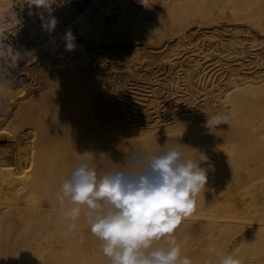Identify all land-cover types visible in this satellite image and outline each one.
<instances>
[{
  "label": "bare ground",
  "instance_id": "1",
  "mask_svg": "<svg viewBox=\"0 0 264 264\" xmlns=\"http://www.w3.org/2000/svg\"><path fill=\"white\" fill-rule=\"evenodd\" d=\"M10 1H12V0H0V8L6 2L9 3ZM17 1L19 4H24V3L26 4L25 0H17ZM238 1L240 2V0H54L50 9H37L35 6H31L32 8L34 7L33 8L34 11L36 10L35 12L37 15L35 14V17L37 16L36 19L37 18L38 19L34 20V22L36 21V23L33 22V19H30V20H28L27 24L24 25L25 27L23 26L24 30L27 29L26 30L27 32H24V34L23 33L21 34V35H26V37H24V39L19 38L21 35H19L18 38L11 37L8 39V36H6L7 30L4 29L3 24H1L2 20L0 22V28L3 29V37L2 38L5 40L4 41L5 44L10 45L14 50H18L19 52H21L25 56L26 59L28 56H32V58L34 57L33 59L36 58L34 62L31 60L32 58L28 60V61L31 60L34 64H36L35 66H40L42 63L43 64L46 63L50 67V69H48V70H53V72L50 71L51 73L56 72V74H58L57 72H61V74L62 73L67 74V75H69L68 79L70 81H72V83H75V84L78 83V85L80 83V89H77V87H79L78 85L75 87V90H77V91H75L74 87L71 86L72 84L70 85L71 82L69 83L70 86H68V83H67V85L66 84L65 85L68 86V88H69V89H66L68 92H69V90H71L70 87H72V91H75V95L78 92L77 94L79 96L77 98H78V100L79 99L81 100L79 102V104H80L79 108H80V111H82V113L85 114V118L82 117L83 119H81L83 121V123L87 117V120L91 123V124L89 123L87 126L90 125V126H92V128L94 127V129L99 128L100 131H102V133L103 132L113 133V134H115V136H118V137H122V135H132L134 137L142 138L144 141L142 140V142H143L142 146H138V147H141L139 150H138V147L136 148L138 151H142L145 153H147V151L150 152L151 149H155L157 146H159V143L161 142L160 143L161 147H163L164 145H165L164 147H166L167 144H168L167 145L168 147L169 146H180L185 158H189L192 155H193L192 156V158H193V157H195L194 156L195 154H196V156H198L197 153L200 155V153H202V150L205 149L204 148L205 145L207 146V149L208 148L209 149L206 150V152L203 151L202 154H204V152L205 153L209 152V153H213V154L217 155L218 149H216L215 147H214L216 149L215 152H217V153H215L213 151L214 148L213 149L211 148L212 150L209 151L210 150L209 146H211L213 144L212 141L215 142V140H216L215 138H217V137H211V135H209L210 137H208V133H206L207 137H205L204 136L205 132H203V131L208 130V128H206V126H205L207 119H208V116H212V115H215L217 113L223 114V115L227 114L226 115L227 117H228V114L231 116L234 113L240 114L238 116L233 115V118L234 119L237 118V121H246L247 122L246 126L243 128V130L241 132L228 134V133H225V131L224 132L220 131V132H217L218 133L217 136L219 137V139L222 138L225 141L224 136L226 135L228 137V139H230V141L232 143L231 145H233V143L235 145L237 142L238 145H236L235 147L231 146L233 148V151H235V152L238 151V148H236V147L239 145L241 147V145H242L241 148L239 147L240 149H242L241 150L242 152L239 155H237L236 153H232L230 151H228V153L226 152L227 153L226 154L225 152H223L226 150H223V151L220 150L222 153H225V154L224 155L222 154L221 156H220V154L218 156L215 155L216 157H213V159H215V160L211 161L210 163H209V159H211L212 155L210 154L211 155V157H210V155H208V153L204 154L209 159L206 163H202L201 166L202 167H208V165L211 164L215 170L214 171L209 170L210 172L208 171V182L206 184L205 189L202 191L200 196L197 198V204H196V208H195L194 213L190 217L184 219L182 221L181 225L179 226L182 229L187 228V227H193V226H200L201 228H207V229H217V232L214 235L208 236L207 239L205 241H203V243L200 244L199 247H197V249L195 251H193V256H192V257H203V256L211 257L212 261L215 262L216 264H218V260H219L220 255H223L225 253H231L232 254L234 249L237 246H239L242 242L249 240L252 237V235L254 233H256V231L264 232V225H260L257 223L254 225L245 224L243 219H238V218H235V219L231 218L230 219L228 216L229 214L222 213L221 215H217L215 217H212L211 214L209 213V211L211 209L215 208V206L218 203H223V202L234 203L233 201L239 199V197H235L236 195L234 197L233 196L229 197L230 194H228V193L231 191V188H233L232 190H234V188L236 189V187H232V186L226 184V181H228L229 178L231 180H234L235 178L241 177V176H247L248 178L249 177L252 178L254 175H258V176H255V178L256 177H260V178L262 177V179H263V177H264V98L261 96L262 91L264 90V0H241L242 1V2H240L241 5ZM136 2H138V4H136ZM243 2H244V4H243ZM26 10H29V8H27ZM7 11H8L7 9H1L0 10V17H1L2 13L8 15ZM28 12L30 13L29 14L30 16L33 14V13H31V11H27L26 12L27 15H28ZM23 13L25 14V11H23ZM41 13L43 14V16L46 14V17L45 16L44 17L47 19L46 20L44 19V21H47L48 19L53 18V17L56 19L57 23H56L55 28L53 30L49 31L45 27L42 26L43 19L41 17ZM17 16H18V14H17ZM24 16H22V18H24ZM85 16L86 17L90 16L89 17L90 23L92 21H98V27L92 28V30L97 32L94 34V36L97 37V42H95L94 44L93 43L92 44H86V43L85 44H81V43L78 44L79 40L78 39H76L77 41L74 40L76 47L74 48L73 52L77 53L75 57H77V55H78V58L70 59L69 57H71V56H69V55H68L69 57H66L67 55L64 54V53H66L65 47H63L61 49V51L59 50L60 51V52L58 51L59 53L55 52V54H51L48 52L46 54L34 53V51L37 49H38L37 52H39V50L40 51L42 50V49H39V46H41L42 43L44 42L42 38H43V36H45V34L51 35L53 33L59 32L64 37L66 32L71 31L72 35H75V32H74L75 30L74 31L70 30L69 29L70 26L75 27L72 25H75L76 22H78L79 18L80 19L86 18ZM4 17H6V16H4ZM18 17H17V22L19 21ZM20 20L23 22V19H20ZM159 20H162L165 22L164 24H162L160 26V27H164V28H158L156 26H151L152 27L151 32H159V31H167V30H169V31L167 34L159 37L158 40H160L162 37L165 38V36H168L169 34H170V36L171 35L174 36V34H178L176 36H178V42L181 43V45H185L182 42H184V40L186 39V36H187V39L188 38L191 40L195 39L197 34L200 33V30H202V29H204L201 32V33H203L202 36H204V37H205V34H207V33H209V35H211L212 33L216 34V32L222 28H224V29H222L223 33L228 32V33L233 34V32H237L238 29L242 28V27H244L245 31H242L240 29L239 30L242 32H245L246 33L245 36L251 35V37L249 36L248 38L247 37L245 38L246 43H245V39L243 38L245 44L242 45V48L239 49V51L241 50L240 51L241 55L238 52L236 55L235 54L236 52H235L234 57L232 54H231L232 56H230V57H222L223 53H224L223 52L221 55V59L220 60L216 59V60L220 61L219 63H217L218 61L215 63L218 64L217 67H220L218 70H221L220 72L222 73L223 80H224V83L226 85V86H224L225 88L220 91V89H219L220 86H217V83L215 84L214 81H212V82L209 81V82H211V84L209 83L210 88H211L209 91H211L213 93H214V91H219V92L214 93L216 95L215 100L217 97V100H216L217 104L213 107V106H211L212 104L209 105L207 103L208 101L205 100V102L203 101V106L201 105V107L200 106L199 107H197V106H192V107L188 106L187 107L185 105L187 107V109H186L185 106L178 105L179 108L176 112L173 111V109H172L173 106H172L171 109L173 112H172V114H168V113H166V111L162 110V105H159V103L156 105H155V103H154V105H150V103L148 102L150 107L153 106V108H151L153 111H145L142 109L143 111H141V113L139 114L140 116L137 120H133V117H132V119L118 117V116L114 117V116H112V113H109V108H107L106 106L102 107L99 110L98 109V108H100L99 106L101 104H104V102L106 100L102 101L103 98H101V99L95 98L94 99V97L92 96V94L94 93V92H92V90H93L92 88L94 86V83H97L99 81V80H96V77L102 76L104 78V80H108V81L110 80L109 82H115V80L116 81L118 80V77L115 78V75L118 74L117 72H113V70H111V73L106 72L107 67L109 66V65L107 66L108 62L106 61L107 60L106 58H109V57L114 58L115 57L118 59L117 61L114 60L112 62V64L114 65V66H112V68H115L117 66L119 67V66L123 65V60L128 61L127 62L128 64H125L126 62L124 63L125 67L123 65V67L126 69L128 66L130 67L131 63L134 65L132 67H137L138 65L137 66H135V65L139 61H141L142 59L144 61H146L145 58L146 59L151 58V57L157 58L167 49V47L170 48V46L167 44H166L167 46L164 47V44L159 45L160 44L159 43V44H157V46L159 45L158 48H153V50L162 49V48H164V49H162L160 51H154L155 53L154 52L150 53V54L148 53L149 55L136 54L135 51L139 52V50H141V49H133V51L132 50L131 51L134 52L133 53L134 55L135 54L136 55L134 56L133 54H130L131 55L130 57L132 59L127 58L128 56L124 55V54H126V53H123L125 51L121 52V49L124 47H126L128 49L137 47V44H134V45L126 44V42H129L128 39H130L131 37L134 39L141 40V41L143 40L144 42L150 41L151 38L148 36V33H147L148 31L146 30V26H149V25H146V24H149L150 21H152L151 23H155ZM223 20L224 21L227 20L228 22L233 21L232 23H235L231 26L233 28L229 27L230 25H225V27H223L224 25L222 27H220V24L217 25L218 23H221L220 21H223ZM224 21H223V23H224ZM69 22H72V25H69ZM241 23H245V24H241ZM19 24L20 23H17L18 27L20 26ZM20 27H22V26H20ZM194 27H197L196 28L197 31L192 32V28H194ZM89 28H91V26H89ZM20 29H22V28H20ZM21 32H22V30H21ZM219 32H221V31H219ZM242 32H240V33H242ZM118 35L121 37V40H119V41H121V42L126 41L124 45L116 44V42L111 43L114 40V38H118ZM209 35H207L208 39H210L212 36V35L211 36H209ZM156 36H159V35H156ZM215 37H212V38H215ZM168 38L170 39V38H172V36L171 37L168 36ZM203 38L200 37L199 39H203ZM232 38H231V40H232ZM234 38H235V36H234ZM56 39L59 40V41H57V43L63 44L62 46L65 45L66 42H65L64 38H56ZM243 39H242V41H243ZM49 40H50V42H52L53 39H49ZM172 40H173V38H172ZM6 41H7V43H6ZM108 41H111V42H108ZM114 41H116V39ZM163 41H165V40H163ZM194 41H196V40H194ZM220 41L222 42L223 40H220ZM236 41H238V39ZM210 42L211 41H206L203 39V41L202 40L199 41V45H197V46H199L198 48L195 45V47H194L195 49L193 50L191 48L193 51L190 50L192 52H195V55L197 57H202L203 62L200 61L201 62L200 64H202V65L206 64L209 61H213L215 59V56L214 57L212 55L210 56V54H209L210 52L206 53L207 51L205 50V46L213 45V44H210ZM239 42H237V44ZM196 43H198V41ZM217 43H220V42H217ZM240 43H243V42H240ZM21 45H23V47H21ZM54 45H57V44H54ZM217 45H215V46H217ZM24 46H26L27 48L24 49ZM184 47L185 46H183V48ZM187 47L189 48V46H187ZM188 48H186V49H188ZM227 48H229V47H227ZM186 49H184V51H187ZM236 49H237V47H236ZM227 50H229V49H227ZM43 51H41V52H43ZM79 51H81V52H79ZM90 52L94 56L93 57L91 55L92 56L91 58H96L99 61L98 62L96 60V63L98 62V64L96 66L94 65L95 63L93 64V66L95 67L94 68L95 70L93 69V67H91L92 65L90 66L88 64L87 65L84 64V63H87V61H89V59L87 58L88 56L86 57L84 55H86L88 53L90 55ZM141 52H142V50H141ZM189 52H185V53L183 52L184 53L183 55L186 54L188 57H186V58L183 57L182 59H180V61L176 60V61H174V63L171 62L172 64L169 68V71H168L169 73L167 72L168 75H170V76L173 75V70L178 69L177 67L180 68L183 65L186 66V65H189L191 62H194V59L191 58L192 54L188 55ZM179 53L182 54L181 52H179ZM179 53L178 54L176 53V55L174 54V56L177 57V55H179ZM225 53H226V51H225ZM227 53H228V51H227ZM230 53H232V52H230ZM168 54H170V53H168ZM238 54L240 56H238ZM64 55H66V56H64ZM82 55L84 57H86L88 60L85 58L84 60H87V61H81V57H83ZM215 55H216V53H215ZM235 55H236V57H235ZM111 56H114V57H111ZM217 56H220V55H217ZM225 56H226V54H225ZM61 57H63V58H61ZM4 58L6 60V63L8 64L6 66L7 69L10 71H12V70L14 71L16 69L17 65H14L12 63L10 57L4 56ZM169 59H170V57H169ZM177 59H178V57H177ZM183 59H184V61H181ZM2 60L3 59H1V61ZM5 60H3V61H5ZM91 60L93 61L94 59H91ZM216 60H214V61H216ZM24 61L26 62V60L24 59L21 61V63ZM160 61H158V62H160ZM151 63H152V61H151ZM153 64H155V63H153ZM157 64H159V63H157ZM198 64L199 63L195 61L193 66L195 67ZM200 64L197 68L200 67ZM208 64H210V63H207L206 65H208ZM141 65H143V64H141ZM163 65L165 67L166 64L163 63ZM35 66L31 69L32 71L34 70ZM46 66L44 65V69L42 68L40 70L46 69V71H47ZM153 66L155 67V65H153ZM193 66L189 65V67L187 68L190 71L187 70L189 72V74H187L188 72H186V74H187L186 78L187 77L193 78L195 76L196 71L193 68ZM41 67L42 66H40V68ZM162 68H163V66H162ZM208 68H209V66H208ZM234 68L237 69L236 70L237 73L234 71ZM36 69H37V67H36ZM181 69L183 70V68H181ZM184 69H185V67H184ZM202 69H204V67ZM29 70H26V71H29ZM46 71H45V73H46ZM95 71L97 72V75L95 74ZM198 71H197V73H198ZM205 71L208 72V70H205ZM35 72L37 73V70H35ZM38 72L41 73V71H39V70H38ZM202 72H203V70H202ZM233 72H235V73H233ZM29 73H31V72H29ZM32 73H34V72H32ZM42 73H43V71H42ZM61 74H59V75H61ZM159 74H160V71H159ZM165 74H166V72H165ZM216 74H217V71H216ZM34 75H36V74L34 73ZM207 75H208V73H207ZM131 76H129V77H131ZM166 76H167V74H166ZM200 76H201V74H200ZM222 76L220 75L219 77H222ZM42 77L34 76L33 79L31 78L32 81H31V83L29 82L30 80L28 81L30 84L27 83L28 84L27 88L24 86L26 88L24 90V93L20 90H17L15 92V94L17 95V98H15L13 100L11 99L12 101L10 103H11L12 107L7 111L5 110L6 112L0 116V132L1 133H2L5 125L7 127V124L9 123L8 121H9L10 117H12V111L14 112V108L16 107L15 104H18V106H19V102H17V100L28 99L31 102V105H30L31 107H32V101L34 103L37 102V104L39 105V101L38 100L36 101L35 99L40 95L41 92H43L46 89V87L49 83V81H48L49 80L48 79L49 74L44 75L43 78ZM213 77H214V75H213ZM164 78H165V76H164ZM206 78L208 79V77H206ZM135 79H137V78H135ZM159 79H161V78H159ZM207 79H206V81H207ZM137 80H139V79H137ZM211 80H213V78ZM176 81H178V80L176 79ZM190 81H191V79H190ZM66 82H67V80H66ZM205 83H207V82H205ZM220 83H223V82H220ZM155 84H157V83H155ZM191 84H193V83H191ZM204 85H203V87H204ZM49 86H50V84H49ZM73 86H74V84H73ZM161 86L163 87L162 84H161ZM242 87H244V88L240 89ZM120 88H122V86H119V89ZM49 89H51V88H49ZM57 89H58V86H57ZM179 89H181V87ZM194 89H196V87ZM154 90H153V92H154ZM182 90H180V91H182ZM242 90H245L243 93L247 92V96L243 97V99L239 100L240 99L239 95L242 93ZM67 91H66V93L68 94ZM149 91L151 92V95H152L151 89ZM184 91L185 90H183L182 92H184ZM194 91L196 92L197 90H193V92ZM201 91L206 92V94L209 92V91L202 90V89H201ZM95 92L97 93L98 91L96 90ZM116 92H118V91H116ZM211 92H209V93H211ZM54 93H55L54 94V96H55L56 92H54ZM66 93H65V95H66ZM154 93L156 94L157 98L160 99L162 97V94H161L159 89H157ZM71 94H72V92H70V94L67 96L72 97ZM208 94H207V97H205V99L206 98L208 99ZM245 94H243L242 96H244ZM44 95L46 96V94H44ZM96 96H98V95H96ZM148 96H149V94H148ZM221 96L223 97L222 101L224 102L223 99H226L227 102L226 101L225 102L227 104L225 102H224L225 104L221 103V101H220ZM42 97H44V96L42 95L41 98ZM65 97H64L63 103L59 107L60 112H61V113L59 112L60 117L59 116L55 117V118L53 117L54 121H53V124L51 125V127H49L50 129L46 130V132L44 130L43 131L44 134H42V135L38 134L39 137H36L34 139L35 136L33 137L34 134L32 133L33 134L32 137L34 139L32 144L29 141H27V142L25 141L26 143L24 144L21 141L22 139H20V141H21V143H20L19 141H17L18 139H16V140L14 139L13 134L12 135L9 134V136L13 137L12 138L13 140H11L12 142H9L10 140H8V143H6V145L4 144L3 150L1 149L3 152L1 151V153H0V178L3 181H6V183H5L6 185L2 186L3 188H5L4 192H2L3 190H0V226L2 225V223H1L2 220L8 215H10L9 217L14 216V218H16L19 215H22V217H24V218L26 217L25 219H27L28 221H31L33 219H37V221H38L41 219L40 220L41 222H42V220L45 222L46 217L48 220L54 219V221H56L58 219V217H59V219L62 218V220H64L65 216L62 217L60 214H64L65 212L64 213H62V212L65 209L67 210L68 208L72 207V205L68 204L67 202H65L64 205H61L57 199V193L59 192L60 186L63 183V181L65 179H68L71 177L72 172L74 171L76 165L78 164V162L81 158L79 154L83 153V152L80 153V151H79L80 149L85 152V149L83 150L82 148H86V152L89 150L88 152L96 153L94 159L89 160V163L91 166L96 168L98 178L102 177L107 172L115 171L117 169H123L125 167V164H124L125 159L129 156V154L137 151L135 148H132V150H131V147H128L129 148L128 151L131 150L130 151L131 153L127 152L128 153L127 154L126 152H123L122 148L119 149L120 147H118L119 146L118 144H116L118 146H114L113 142L111 144L109 143V144L104 145L105 142L103 140H101L99 133L98 134L96 132H95V134H93L94 132L90 133L93 129L92 128L90 129L88 127L89 130H91V131H89L87 129V126H86L87 123H85L84 124L85 126H83V123L81 124L79 122V121H81L80 118L79 117L76 118L79 113H77V114H74V113L78 112L79 110L74 112V109L73 110L71 109V105H72V108L75 107V105H73V104L75 103L74 99L76 97L73 96L72 97L73 99L69 98V99H72V102H74L73 104H71V100L66 99L67 101H65ZM190 97H192V96H190ZM197 97L199 98L198 94H197ZM112 98L113 97H111V99ZM114 98H116V97H114ZM211 98H214V97L211 95ZM76 99H75V101H76ZM111 99H110V101H111ZM166 99L167 98L165 96V99L164 100L162 99V100L165 101ZM187 99L188 98L186 97L185 101ZM203 99H204V97H203ZM162 100L160 102L161 104H163ZM176 100H177V98H176ZM192 100H193V98H192ZM192 100L190 99L191 102H192ZM199 100L200 99H198L197 101L200 102ZM228 100H229V102H228ZM54 101H55V99H54ZM58 101H60V100H58ZM144 101H145V99H144ZM149 101H151V100L149 99ZM155 101L156 100H154V102ZM23 102H21V103H23ZM30 102H29V104H30ZM177 102H178V100H177ZM10 103H9V105H10ZM34 103H33V105H34ZM44 103H43V105H44ZM169 103L167 105H169ZM182 103H184V102H182ZM129 104H130V102H129ZM171 104L173 105L172 102H171ZM177 104H179V102ZM184 104H186V103H184ZM213 104H214V101H213ZM43 105L41 106L42 108H43ZM170 105H169V107H170ZM175 105H176V103H175ZM187 105H189V104H187ZM190 105H191V103H190ZM193 105H195V103ZM26 106H27V104H26ZM146 106H145V108H146ZM132 107H134V106H132ZM79 108H77V109H79ZM117 108H119V107H117ZM29 110H30V108H29ZM34 110H35V108H34ZM240 110H243V112H239ZM17 111H19V110H17ZM20 111H22V109ZM113 111H115V110H113ZM29 112H33V111H29ZM29 112L26 113V116ZM39 112H40V109H39ZM121 112H123V111H121ZM15 114H16V111H15ZM37 114L38 113H36V115ZM42 114H43V111H42ZM30 115L34 116V113H30ZM71 115L75 116V117L73 116L72 118H73V120L75 118L76 122L79 120L78 126L81 124L82 128L86 127L85 128L86 130L85 131L83 130V131L86 133L88 130L87 133H89V134L86 133V135H85V133H84L83 135L82 134L78 135L80 130L79 131L76 130V133H78L77 135H76V133L72 134L73 130H70V129H74L77 126H76L75 120H74L75 125H74L73 120H71ZM113 115H115L114 112H113ZM153 115H155V116L153 117ZM17 116H21L20 112H19V115H17ZM28 116H29V114H28ZM128 116H130V115H128ZM37 117H39V115ZM44 118H45V116H44ZM53 118H52V120H53ZM11 120H13V118H11ZM19 120H20V118H19ZM36 120H37V118H36ZM42 120H43V118H42ZM229 123H230V120H229ZM12 124H14V123H11V121H10V124H9L10 127H14V125L11 126ZM71 124L74 125V128H73V125L71 127L69 126ZM39 125H41V124H39ZM231 126H234V124L231 123ZM6 127L4 130H6ZM79 128L81 129V127H78V129ZM7 129L9 130V128H7ZM222 130H224V129H222ZM4 132L6 133L8 131H4ZM200 132H203V135H202V133L200 134ZM168 133H170V134L167 136L166 134H168ZM40 134H41V132H40ZM14 136H16V135L14 134ZM41 137H43V138H41ZM27 138H26V140H27ZM219 139L217 138V140H219ZM221 140H219V141H221ZM208 142H212V144L207 145L206 143H208ZM22 143L27 148H25V146ZM27 143L31 144V145H28V146H30V149L28 148ZM38 144H40L41 146ZM73 144L75 146H77L78 144L79 145L82 144V146H84V147L80 146V148H77ZM162 144H164V145L162 146ZM222 144H220V145H222ZM73 146H74V148H73ZM228 146H230V145H228ZM228 146H226L225 149H227V148L231 149ZM72 148L74 150L77 148L76 152H79L78 157H77V155L75 156L76 152H74L75 154L72 153L73 152ZM24 150L25 151L28 150V151L26 153H24L23 152ZM120 150H122V151H120ZM126 150H127V148H126ZM199 151H201V152L199 153ZM20 152L23 153L22 154L23 156H24V154L27 155V157L26 158L24 157V159H23V156L20 155ZM18 154H19V157L22 158L23 160L19 159V157L17 156ZM219 156H220V158H219ZM195 159H197V157H195ZM212 167H211V169H212ZM228 167H230V168L233 167V168L230 169ZM228 169L229 170L233 169L232 173H230V171H228ZM252 181L255 182L254 179ZM257 181L258 180L256 179V183H257ZM221 183L225 184L224 186H222V188L220 187ZM257 184H260V183H257ZM253 185L256 187L254 188ZM253 185H251V186L254 189L251 191H248V192L246 190L247 194L245 193L246 194V195L244 194L245 196H247L248 193L250 192L248 196L253 197L254 195H256L258 193V191H260L261 187H259V186L257 187V185H255V184H253ZM17 189L20 190V191H18V192H20V198L17 196H13L14 198L16 197V199L12 200L13 204H11L10 202H8L7 198H5V197H7V195H9V196L12 195L15 191H17ZM249 189H252V188H249ZM239 190H241V189H239ZM239 190H238V192H239ZM9 191H10V193H9ZM18 192L16 193L17 195L19 194ZM232 192L233 191H231V193ZM221 193H223L221 195L222 197L220 196ZM242 194H241V196H242ZM243 201H244V199H243ZM243 201H239L238 203L236 202V204L242 205ZM242 210L240 212L244 211V210L243 211ZM236 215H238V214H236ZM240 215H241V213L239 214V216ZM231 216H232V214H231ZM22 217H20V219H22ZM18 219H19V217H18ZM62 220L60 222H63ZM65 221H67V222L64 223ZM48 222H46V224ZM60 222L58 224L61 225L64 223L63 224L64 228H66L65 224L69 223L70 221L65 219L63 223H60ZM55 223L57 224V222H55ZM43 224H45V223H41V227L45 226V225L43 226ZM63 225H61V227ZM77 225H78V227H77L76 231H74V232L68 231V233H66L67 237L65 236L66 239H68L67 243L69 244V247L67 246L68 248L65 247L67 252H66V250L64 251L67 253V255L65 256L66 258L64 257L65 262L67 264H92V260L94 258V262L96 261L95 264H109L108 259L106 257H104L102 252L100 251V243L101 242L96 237H93L92 234H90L91 237L90 236L88 237L89 234L85 235L84 231L86 230V228H88V227L90 228V226L85 222L83 213H82L80 219L77 221ZM49 228L46 227L45 229H43L41 231L45 232V230H46L45 235L48 236V234L50 233V230H51V228L50 229ZM180 228H178V229H180ZM58 229H59V232H60V230H62V232H60L61 234H63V231H65V229L63 230L62 228H60V226H57V231H58ZM178 229L175 232L176 238L180 235L179 234L180 230H178ZM57 231H56V233H59ZM87 231H88V233H90L89 229ZM65 232H67V229ZM51 233L54 234V232H51ZM56 235L58 236V234H56ZM57 236H55V237H57ZM59 236L61 237L62 235H59ZM65 237H63V238H65ZM57 238H58V240L61 239L59 237H57ZM63 238H62V240H63ZM45 239H46V237H44V240ZM50 239H52V238H50ZM53 239L55 241L56 238L53 237ZM54 241H52V243ZM179 241H180V239H179ZM55 242H58V241H55ZM64 243H66V242H64ZM161 243H163V241L157 242L156 244H154V247H158ZM209 246L214 247L216 250V253H218L219 255L207 252V251H209ZM51 247H53V246L51 245ZM65 248H63V249H65ZM37 253H38V251H37ZM37 253L35 252L34 256H38ZM39 253H40V255L38 257H40V256L43 257V254L41 255V253H44V250H42ZM55 254H57V253H55ZM96 257H98V260H96ZM240 257H249V256L242 254ZM53 262H51V263H53ZM15 263H13V264H15ZM55 263H53V264H55ZM61 263H62V261H61ZM10 264H12V262H10Z\"/></svg>",
  "mask_w": 264,
  "mask_h": 264
},
{
  "label": "rangeland",
  "instance_id": "2",
  "mask_svg": "<svg viewBox=\"0 0 264 264\" xmlns=\"http://www.w3.org/2000/svg\"><path fill=\"white\" fill-rule=\"evenodd\" d=\"M11 2V3H10ZM9 3L8 2H6L4 5H2V7L0 8V10L1 9H7L8 11H7V14L8 15H6V14H4V13H2L1 14V17H0V22H1V20H2V23L1 24H3V26H4V29H6L7 31V35L6 36H8V39L9 38H11V37H13V38H18L19 37V35H21L22 33L24 34V32H27L26 30H24V25L25 24H27V22H28V20H30V19H33V22H34V20H37L36 19V17H35V14H36V10L34 11V7L32 8L31 6H29V5H27V3L25 4H19L18 3V1L17 0H12V1H10ZM239 2V1H238ZM240 2H242L241 0H240ZM239 2V3H240ZM136 4H138V2H136ZM243 4H244V2H243ZM242 4V5H243ZM240 5H241V3H240ZM14 6V7H13ZM28 6V7H27ZM26 7V8H25ZM19 8V9H18ZM27 8H29V10H26ZM33 10H32V9ZM25 11V14L23 13V11ZM25 9V10H24ZM15 10V11H14ZM27 11H31V13H33L31 16L29 15L30 13L28 12V15H27ZM33 11V12H32ZM18 14V16H17V14ZM6 16V17H4V16ZM25 15V16H24ZM37 15V14H36ZM48 15V14H47ZM22 16H24V18H22ZM45 17H46V14L44 15ZM43 16V17H44ZM49 16V15H48ZM17 17H18V19H19V21L17 22ZM21 17V18H20ZM43 18V23L44 22H46V21H44V19L46 20L47 18ZM86 17V16H85ZM89 17L90 16H88V17H86V18H79L78 19V22H76V24L75 25H72V22H69V25H72V26H75V27H71L70 26V30H75L74 32H75V35H73L74 37H75V41H77L76 39H78L79 40V43L78 44H94L95 42H97V37L96 36H94V34L95 33H97L96 31H94V30H92V28L93 27H98V21H92L91 23H90V19H89ZM92 17V16H91ZM26 18V19H25ZM20 19H23V22L20 20ZM92 19V18H91ZM16 20V21H15ZM224 21V20H223ZM223 21H220L221 23H218L217 25H219L220 24V27H222L223 25V27H225V25H230L229 27H231L233 24H235V23H232L233 21H227V20H225L224 21V23H223ZM152 21H150L149 22V24H146V25H149V26H146V30L148 31L147 33H148V36L151 38L150 39V41H146V42H144L143 40L141 41V40H138V39H134V38H130V39H128L129 40V42H126V41H119V40H121V37L118 35V38H114V40L116 39V41H108V42H111V43H114V42H116V44H119V45H124L125 44V42H126V44H131V45H134V44H137V47H135V48H131V49H128V48H126V47H124V48H122L121 49V52H123V51H125V52H123V53H126V54H124V55H126V56H128L127 58H130V59H132L130 56V54H133L134 52H132L133 51V49H141L142 50V52H141V50H139V52L138 51H135L136 52V54H142V55H149L150 53H153L154 51H160V50H162V49H164V48H162V49H157V50H153V48H158V46L159 45H162V44H164V47L165 46H167V45H169L170 46V48H168L167 47V49L159 56V57H157V58H145V60L147 61L148 59L150 60H148L147 62L146 61H144L143 59V61L141 60V61H137L138 63L135 65V66H137V67H132V66H134L132 63L130 64V67L128 66L126 69L124 68L125 67V64H128L127 62L128 61H126V60H123V65H124V67H123V65H121V66H117V67H115V68H112V66H114L113 64H112V62L114 61V60H118L117 58H115L114 56H111V57H114V58H106L107 60V62H108V64H107V70H106V72H110L111 73V70H113V72H117L118 74L117 75H115V78H117L118 77V80L116 81L115 80V82H109L108 80H104V78L102 77V76H100V77H96V80H99L97 83H94V86H93V90H92V92H94L93 94H92V96L94 97V99L95 98H98V99H101V98H103V100L102 101H105L104 102V104H101L99 107L100 108H98L99 110L102 108V107H104V106H106L107 108H109V113H112V116H114V117H123V118H130V119H132V117H133V120H137L138 118H139V114L141 113V111H143V110H145V111H153L151 108H153V106H151L150 107V105H154V103H155V105L156 104H158L159 103V105H162V110L163 111H166V113H168V114H172V112L173 111H177L178 110V108H179V106L178 105H182V106H197V107H201V105L203 106V101L205 102V100L206 101H208L207 103L209 104V105H211V106H215L216 104H217V97H216V100H215V92H219V91H214V93L213 92H211V91H209L211 88H210V84H211V82L212 81H214L215 82V84L217 83V86H220L219 87V89H220V91L221 90H223L225 87L224 86H226L225 85V83H224V80H223V76H222V73L220 72L221 70H218L220 67H217V63H219L220 61V59H221V55H222V53H223V56L222 57H230V56H232L233 55V57H234V53L237 55V52L241 55V53H240V51H239V49L240 48H242V45H244L245 43H246V37L248 38L249 36L251 37V35H246L245 36V32H242V31H245V29H244V27H242V28H239L240 30H242V31H240L238 28V33L237 32H233V34H231V33H228V32H222L223 30L222 29H224V28H222V29H220L219 31H221V32H219V31H217L216 32V34H214V33H212L211 35H209V33H207V34H205V37L204 36H202V34L203 33H201L202 32V30H204V29H202V30H200V33H198L197 34V36H196V38L195 39H187V36H186V39L184 40V42H182L183 44H185V45H181V43H179L178 42V36H176V35H178V34H174V36L173 35H171L172 36V38H173V40H172V38H168V36L169 37H171L170 36V34L168 35V36H165V38L164 37H162L160 40H158L159 39V37H161L162 35H165V34H167L168 33V31L169 30H167V31H159V32H151V29H152V27L151 26H156V27H158V28H164V27H160L162 24H164L165 22L164 21H162V20H159V21H157V22H155V23H151ZM5 23V24H4ZM17 23H20L19 25L20 26H22V27H20V28H22V29H20L19 27H18V25H17ZM34 23H36V21L34 22ZM151 23V24H150ZM227 23V24H226ZM229 23V24H228ZM232 23V24H231ZM16 26H15V25ZM222 24V25H221ZM241 24H245V23H241ZM24 26V27H23ZM89 26H91V28H89ZM196 26V25H195ZM18 27V28H17ZM13 28V29H12ZM197 27H194V28H192V32L193 31H197V29H196ZM231 28H233V27H231ZM16 29V30H15ZM19 30V31H18ZM21 30H22V32H21ZM24 30V31H23ZM16 31H18V32H16ZM11 34H10V33ZM208 32V31H207ZM211 32V31H210ZM240 32H242V33H240ZM219 33V34H218ZM223 33V34H222ZM240 33V34H239ZM9 34V35H8ZM221 34V35H220ZM11 35V36H10ZM156 35H159V36H156ZM207 35H209V36H211V38L210 39H208L207 38ZM216 37H215V36ZM218 35V36H217ZM243 35V36H242ZM10 36V37H9ZM16 36V37H15ZM23 36V37H22ZM130 36V35H129ZM234 36H235V38H234ZM24 37H26V35H21L19 38L20 39H24ZM167 37V38H166ZM198 37V38H197ZM203 38L204 40H206V41H211L210 42V44H213V45H208V46H205V50L207 51L206 53H209L210 54V56L212 55L213 57L215 56V59L214 60H216V59H219V60H216V61H209V62H207V63H210V64H208V65H206V64H200L201 62H203V59H202V57H197L196 55H195V52H192L195 48V45L197 46V45H199V41H203V39H199V38ZM212 37H215V38H212ZM233 37V38H232ZM240 39H239V38ZM56 38H64L59 32H57V33H53V34H51V35H49V34H45V36H43V43H42V45L41 46H39V49H42L41 51H43V52H41L40 50H39V52H37V50H35L34 51V53H36V54H46L47 52L48 53H51V54H55V52L56 53H59L60 51H61V49L63 48V47H65V45L64 46H62L63 44H61V43H57V41H59V40H57ZM177 38V39H176ZM223 40L222 42L219 40ZM231 38H232V40H231ZM244 38L245 39V43H244V39H243V41H242V39ZM49 39H53L52 40V42H50V40ZM165 40V41H163V40ZM199 39V40H198ZM218 41H217V40ZM234 39V40H233ZM238 39V41H236ZM171 40V41H170ZM194 40H196V41H194ZM74 41V42H75ZM160 41V42H159ZM163 41V42H162ZM191 41V42H190ZM198 41V43H196ZM216 41V42H215ZM243 42V43H240V42ZM66 42V41H65ZM89 42V43H88ZM136 42V43H135ZM140 42V43H139ZM148 42V43H147ZM162 42V43H161ZM217 42H220V43H217ZM224 42V43H223ZM228 42V43H227ZM237 42H239L238 44H237ZM6 43H7V41H6ZM160 43V44H159ZM222 43V44H221ZM232 43V44H231ZM54 44H57V45H54ZM153 44V45H152ZM157 44H159L158 46H157ZM167 44V45H166ZM201 44V43H200ZM217 45V46H215V45ZM220 44V45H219ZM118 45V46H119ZM189 46V48L187 47V46ZM193 45V46H192ZM240 45V46H239ZM183 46H185L184 48H183ZM214 48H213V47ZM232 48H231V47ZM21 47H23V45H21ZM140 47V48H139ZM173 47V48H172ZM199 46H197V48H198ZM207 47V48H206ZM210 47V48H209ZM227 47H229V48H227ZM235 47V48H234ZM236 47H237V49H236ZM27 47L26 46H24V49H26ZM144 48V49H143ZM186 48H188V49H186ZM193 50H192V49ZM229 49V50H227V49ZM126 49V50H125ZM184 49H186L187 51H184ZM209 49V50H208ZM211 49V50H210ZM223 49V50H222ZM234 51H233V50ZM60 50V51H59ZM65 50H66V48H65ZM132 50V51H131ZM153 50V51H152ZM172 50V51H171ZM181 50V51H180ZM190 50H192V51H189ZM231 50V51H230ZM236 50V51H235ZM238 50V51H237ZM16 51H18V50H16ZM46 51V52H45ZM59 51V52H58ZM129 51V52H128ZM131 51V52H130ZM150 51V52H149ZM152 51V52H151ZM185 52H189V54L188 55H191L192 57V59H194V62H191L189 65H191V66H193V64L195 63V61L196 62H198L199 64H200V67L199 68H197L198 66H199V64L197 65V66H193V68L195 69V71H196V74H195V76L193 77V78H191V77H187L186 78V76H187V74H189V72L188 71H190V70H188L187 68L189 67V65H183V66H181L180 68L179 67H177L178 69H176V70H173V75H168V71H169V68H170V66H171V62H173L174 63V61H180V59H182L183 57H188L186 54V56L185 55H183ZM214 51V52H213ZM225 51H226V53H225ZM227 51H228V53H227ZM79 52H81V51H79ZM83 52V51H82ZM173 52V53H172ZM179 52H181L182 54H180ZM192 52V53H191ZM230 52H232V53H230ZM71 53V54H70ZM73 52V50L70 52V51H67L66 50V53H64V54H66V55H64V56H66V57H69V56H71V57H69L70 59H76V58H78V55H77V57H75L76 56V54L77 53H74ZM144 53V54H143ZM149 53V54H148ZM155 53V52H154ZM168 53H170V54H168ZM176 53L178 54L179 53V55H177V57H178V59H177V57L176 56H174V54L176 55ZM194 53V54H193ZM212 53V54H211ZM215 53H216V55H215ZM74 56H73V55ZM80 54V53H79ZM129 54V55H128ZM135 54V55H136ZM225 54H226V56H225ZM232 54V55H231ZM238 54V56H240ZM69 55V56H68ZM84 55V54H83ZM82 55V56H83ZM92 53L90 52V55H89V53L88 54H86V55H84V56H88L87 58L89 59V61H87L88 59L86 58V57H81V61H87V63H84V64H88V65H92L91 67H93V69L95 68L94 66H93V64L96 66L97 64H98V60L96 59V58H91L92 56ZM134 55V54H133ZM134 55V56H135ZM165 55V56H164ZM217 55H220V56H217ZM236 55H235V57H236ZM7 56V55H6ZM63 56V57H64ZM73 56V57H72ZM90 56V57H89ZM263 56V55H262ZM27 57V56H26ZM29 57V58H28ZM27 57V59L25 58V60H26V62L24 61V62H20L19 63V65H17V67H16V69L13 71H10V70H6V71H0V76H6L7 77V79L10 81V83L4 88V89H2V90H0V116L2 115V114H4L7 110H9L11 107H12V105H11V101L13 100V99H15V98H17V95L15 94V92L17 91V90H20V91H22L23 93H24V90L27 88V83H31V81H32V79H33V77L34 76H38V77H44V75H48L49 74V77H48V81H49V83H48V85H47V87H46V89L43 91V92H41L40 93V97L38 96L35 100L37 101H39V105L37 104V102H33L32 100V107L30 106L31 105V102H30V100H28V99H25V100H23V99H20V100H17V102H19V106H18V104H15V108H14V112L12 111V117H10V119H9V123L7 124V127H6V125H5V127H6V130H4L5 129V127H4V129H3V131H2V133L0 132V153H1V151L3 150V148H4V144L6 145V143H8V140H10L9 142H12L11 140H13L12 138L14 137V139L16 140V139H18L17 141H19L20 143H21V141L25 144L27 141H29L31 144L33 143V140L36 138V137H39V135H42V134H44V130H45V132H46V130H48V129H50L49 127H51V125L53 124V121H54V118L55 117H58L59 115H60V106H61V104L63 103V101H64V97H65V101H67L66 99H68V100H71V104H73L74 102V104L73 105H75V107H73L72 108V105H71V109L73 110L74 109V112H76V111H80V104H79V102L81 101L80 99L78 100V92L76 93V95H75V91H77V90H75V87L78 85V83H72V81H70L68 78H69V75H67V74H64V73H62L61 74V72H57L58 74H56V72L55 73H51L50 71H52L53 72V70H48V69H50V67L46 64V63H42L40 66H42L41 68H40V66H35L36 64H34L33 62L35 61V59H33L32 58V56H28ZM63 57H61V58H63ZM94 57V56H93ZM125 57V56H124ZM150 57V56H149ZM162 57V58H161ZM169 57H170V59H169ZM174 57V58H173ZM218 57V58H217ZM32 58V59H31ZM87 59V60H84V59ZM164 58V59H163ZM176 58V59H175ZM196 58V59H195ZM201 58V59H200ZM1 59H3V60H5V58H4V56L3 57H0V69H4L5 68V66H7L8 64L6 63V60L5 61H1ZM29 59H31L30 61H28ZM69 59V60H70ZM91 59H94L93 61L91 60ZM109 59V60H108ZM113 59V60H112ZM125 59V58H124ZM153 59V60H152ZM161 61H160V60ZM96 60L98 61L97 63H96ZM111 60V61H110ZM167 60V61H166ZM170 60V61H169ZM205 60V59H204ZM74 61V60H73ZM95 61V62H94ZM151 61H152V63H151ZM158 61H160V62H158ZM164 61V62H163ZM181 61H184V59L183 60H181ZM201 61V62H200ZM218 61V62H217ZM3 62V63H2ZM69 62V61H68ZM67 62V63H68ZM126 62V63H125ZM212 62V63H211ZM215 62H217V63H215ZM71 63V62H70ZM69 63V64H70ZM125 63V64H124ZM153 63H155V64H153ZM157 63H159V64H157ZM163 63L164 64H166L165 65V67H164V65H163ZM25 64V65H24ZM112 64V65H111ZM141 64H143V65H141ZM148 64V65H147ZM151 64V65H150ZM233 64V63H232ZM231 64V65H232ZM44 65L46 66V68H47V71H46V69L45 70H40V69H44ZM80 65V64H79ZM153 65H155V67L153 66ZM215 65V66H214ZM35 66V68H34V70L32 71L31 69L33 68ZM81 66V65H80ZM162 66H163V68H162ZM202 66V67H201ZM208 66H209V68H208ZM211 66V67H210ZM214 66V67H213ZM36 67H37V69H36ZM83 67V66H82ZM184 67H185V69H184ZM204 67V69H202ZM217 67V68H216ZM27 68V69H26ZM31 70H29V69ZM111 68V69H110ZM133 68V69H132ZM157 68V69H156ZM166 68V69H165ZM181 68H183V70L181 69ZM199 70H197V69ZM206 68V69H205ZM215 70H213V69ZM25 69V70H24ZM115 69V70H114ZM155 69V70H154ZM161 69V70H160ZM168 69V70H167ZM212 69V70H211ZM233 69V68H232ZM26 70H29V71H26ZM35 70H37V73L35 72ZM38 70L39 71H41V73L40 72H38ZM95 70V69H94ZM110 70V71H109ZM121 70V71H120ZM124 70V71H123ZM165 70V71H164ZM188 70V71H187ZM202 70H203V72H202ZM205 70H208V72L207 71H205ZM210 70V71H209ZM236 70L237 69H235L234 68V71L236 72ZM42 71H43V73H42ZM45 71H46V73H45ZM126 71V72H125ZM131 71V72H130ZM158 71V72H157ZM159 71H160V74H159ZM162 71V72H161ZM176 71V72H175ZM183 71V72H182ZM197 71H198V73H197ZM216 71H217V74H216ZM22 72V73H21ZM27 72V73H26ZM29 72H31V73H29ZM32 72H34L36 75H34V73H32ZM121 72V73H120ZM133 72V73H132ZM165 72H166V74H167V76H166V74H165ZM168 72V73H167ZM186 72H188L187 74H186ZM215 72V73H214ZM235 72H233V73H235ZM29 73V74H28ZM45 73V74H44ZM129 73V74H128ZM144 73V74H143ZM207 73H208V75H207ZM237 73V72H236ZM44 74V75H43ZM56 74V75H55ZM59 74H61V75H59ZM95 74L97 75V72L95 71ZM94 74V75H95ZM120 74V75H119ZM165 74V75H164ZM199 74V75H198ZM200 74H201V76H200ZM27 75V76H26ZM29 75V76H28ZM67 75V76H66ZM132 75V76H131ZM148 75V76H147ZM213 75H214V77H213ZM222 76V77H219V76ZM12 76V77H11ZM62 76V77H61ZM113 76V75H112ZM129 76H131V77H129ZM141 76V77H140ZM143 76V77H142ZM147 76V77H146ZM164 76H165V78H164ZM176 76V77H175ZM183 78H181V77ZM189 76V75H188ZM199 76V77H198ZM29 77V78H28ZM42 77V78H43ZM103 79H102V78ZM123 79H122V78ZM196 77V78H195ZM206 77H208V79L206 78ZM213 78V80H211L212 78ZM218 77V78H217ZM32 78V79H31ZM135 78H137V79H139V80H137V79H135ZM159 78H161V79H159ZM196 80H195V79ZM211 78V79H210ZM217 78V79H216ZM221 78V79H220ZM127 79V80H126ZM142 79V80H141ZM148 79V80H147ZM157 79V80H156ZM173 79V80H172ZM176 79L178 80V81H176ZM189 79V80H188ZM190 79H191V81H190ZM200 79V80H199ZM206 79H207V81H206ZM216 79V80H215ZM219 79V80H218ZM30 80V81H29ZM66 80H67V82H66ZM193 80V81H192ZM29 81V82H28ZM128 81V82H127ZM132 81V82H131ZM195 81V82H194ZM209 81H211V82H209ZM218 81V82H217ZM71 82V83H70ZM141 82V83H140ZM144 82V83H143ZM163 85V87L161 86V84ZM163 82V83H162ZM168 82V83H167ZM177 82V83H176ZM205 82H207V83H205ZM220 82H223V83H220ZM29 83V84H30ZM67 83H68V86H70L71 84V86L72 87H74V90L75 91H72V87H70V89L71 90H69V92L66 90V89H69L68 88V86H66L67 85ZM69 83H70V85H69ZM127 83V84H126ZM129 83V84H128ZM155 83H157V84H155ZM191 83H193V84H191ZM196 83V84H195ZM210 83V84H209ZM49 84H50V86H49ZM66 84V85H65ZM73 84H74V86H73ZM136 84V85H135ZM198 84V85H197ZM201 84V85H200ZM205 84V85H204ZM222 84V85H221ZM224 84V85H223ZM58 86V89H57V86ZM104 85V86H103ZM117 85V86H116ZM191 85V86H190ZM203 85H204V87H203ZM26 88H25V87ZM49 86V87H48ZM64 86V87H63ZM79 87H77V89H80V83H79V85H78ZM112 86V87H111ZM116 86V87H115ZM119 86H122V88H120L119 89ZM168 86V87H167ZM172 86V87H171ZM194 86V87H193ZM201 86V87H200ZM222 86V87H221ZM54 87V88H53ZM127 87V88H126ZM134 87V88H133ZM181 87V89H179ZM196 87V89H194ZM203 87V88H202ZM49 88H51V89H49ZM117 88V89H116ZM139 88V89H138ZM165 90H164V89ZM207 88V89H206ZM209 88V89H208ZM222 88V89H221ZM244 87H242V88H240V89H243ZM63 89V90H62ZM119 89V90H118ZM151 89V91H152V95H151V92L149 91ZM155 89V90H154ZM157 89H159L160 90V92H161V94H162V99L164 100L165 99V96H166V100L165 101H163L161 98L159 99V98H157L156 97V94L154 93ZM179 89V90H178ZM185 90L184 92H182L183 90ZM201 89L202 90H206V91H209V92H211V93H207L208 94V99L206 98L205 99V97H207V94H206V92H202L201 91ZM49 90V91H48ZM57 90V91H56ZM68 92V94L66 93V91ZM98 91L97 93L95 92V91ZM128 90V91H127ZM130 90V91H129ZM153 90H154V92H153ZM180 90H182V91H180ZM193 90H197L196 92L194 91L193 92ZM8 91V92H7ZM46 91V92H45ZM65 91V92H64ZM113 91V92H112ZM116 91H118V92H116ZM123 91V92H122ZM188 91V92H187ZM199 91V92H198ZM245 90H242V93L244 92ZM264 91V90H263ZM262 91V97L264 98V92ZM6 92V93H5ZM48 92V93H47ZM50 92V93H49ZM54 92H56V97L54 96ZM58 92V93H57ZM70 92H72V97L73 96H75L74 98L76 99V101H75V99H74V102H72V97H68L67 95H69L70 94ZM120 92V93H119ZM129 92V93H128ZM139 92V93H138ZM147 94H146V93ZM179 92V93H178ZM52 93V94H51ZM64 93V94H63ZM65 93H66V95H65ZM119 95H118V94ZM138 93V94H137ZM185 95H184V94ZM213 93V94H212ZM240 94L239 95V100H241V99H243V97H246L247 96V92H245V93H243V94H245L244 96H242L243 94ZM44 94H46V96L44 95ZM49 94V95H48ZM74 94V95H73ZM106 94V95H105ZM111 94V95H110ZM148 94H149V96H148ZM155 94V95H154ZM167 94V95H166ZM181 94V95H180ZM191 94V95H190ZM197 94H198V96H199V98L197 97ZM44 96V97H42L41 98V96ZM70 95V96H71ZM95 95V96H94ZM96 95H98V96H96ZM164 95V96H163ZM185 97H184V96ZM192 96V97H190V96ZM195 97H194V96ZM203 95V96H202ZM211 95L214 97V98H211ZM48 96V97H47ZM101 96V97H100ZM153 96V97H152ZM168 96V97H167ZM183 96V97H182ZM242 96V97H241ZM48 99H47V98ZM54 97V98H53ZM100 97V98H99ZM111 97H113L112 99H111ZM114 97H116V98H114ZM148 97V98H147ZM164 97V98H163ZM183 99H182V98ZM186 97L188 98L186 101H185V99H186ZM203 97H204V99H203ZM41 98V99H40ZM44 98V99H43ZM46 98V99H45ZM58 98V99H57ZM69 98H72V99H69ZM80 98V97H79ZM156 98V99H155ZM172 98V99H171ZM176 98H177V100H178V102H179V104H177L178 102H177V100H176ZM185 98V99H184ZM192 98H193V100H192ZM200 99L199 101L200 102H198L197 100L198 99ZM222 96H221V99H220V101H221V103H224L225 101H226V99H223L224 100V102L222 101ZM12 99V100H11ZM30 99V98H29ZM54 99H55V101H54ZM110 99H111V101H110ZM121 99V100H120ZM138 99V100H137ZM144 99H145V101H144ZM149 99L152 101H149ZM153 99V100H152ZM180 99V100H179ZM190 99L192 100V102L190 101ZM195 99V100H194ZM210 99V100H209ZM212 99V100H211ZM25 102H23V101ZM34 100V101H35ZM41 100V101H40ZM43 100V101H42ZM46 100V101H45ZM51 100V101H50ZM58 100H60V101H58ZM109 100V101H108ZM125 102H124V101ZM154 100H156L155 102H154ZM161 100H162V103L163 104H161L160 102H161ZM172 100V101H171ZM50 101V102H49ZM108 101V102H107ZM115 101V102H114ZM127 101V102H126ZM130 102V104H129V102ZM135 101V102H134ZM159 101V102H158ZM168 101V102H167ZM173 103V105L171 104V102ZM184 102V103H186V104H184V103H182V102ZM190 101V102H189ZM195 101V102H194ZM211 101V102H210ZM213 101H214V104H213ZM21 102H23V103H21ZM29 102H30V104H29ZM45 102V103H44ZM141 102V103H140ZM148 102L150 103V105L148 104ZM170 102V103H169ZM176 103V105H175V103ZM199 104H198V103ZM202 102V103H201ZM210 102V103H209ZM227 102V101H226ZM225 102V103H226ZM228 102H229V100H228ZM9 103H10V105H9ZM16 103V102H15ZM33 103H34V105H33ZM43 103H44V105H43ZM49 103V104H48ZM107 105H106V104ZM169 103V105H170V107H169V105H167ZM190 103H191V105H190ZM195 103V105H193V104ZM201 103V104H200ZM224 103V104H225ZM26 104H27V106H26ZM47 104V105H46ZM79 104V105H78ZM124 106H123V105ZM145 104V105H144ZM187 104H189V105H187ZM227 104V103H226ZM43 105V108L41 107ZM78 107H77V106ZM136 105V106H135ZM144 105V106H143ZM147 105V106H146ZM166 105V106H165ZM35 106V107H34ZM132 106H134V107H132ZM145 106H146V108H145ZM150 108H149V107ZM168 106V107H167ZM173 106V107H172ZM185 106V108L187 109V107ZM23 107V108H22ZM79 108V109H77V108ZM117 107H119V108H117ZM149 109H148V108ZM171 107H172V109H173V111H172V109H171ZM22 109V111H20L21 109ZM29 108H30V110H29ZM34 108H35V110H34ZM37 108V109H36ZM40 109V112H39V109ZM49 108V109H48ZM130 108V109H129ZM141 108V109H140ZM145 108V109H144ZM168 108V109H167ZM143 109V110H142ZM151 109V110H150ZM175 109V110H174ZM6 110V111H5ZM17 110H19V111H17ZM26 112H25V111ZM38 110V111H37ZM71 110V111H72ZM113 110H115V111H113ZM15 111H16V114H15ZM29 111H33V112H29ZM42 111H43V114H42ZM76 112V113H74V114H77V113H79L78 115H77V117L76 118H80V120L81 119H83V118H85V114L84 113H82V111H80V112ZM97 111V110H96ZM121 111H123V112H121ZM137 111V112H136ZM168 111V112H167ZM171 111V112H170ZM19 112H20V115L21 116H17V115H19ZM27 112H29L28 114H29V116H28V114H27V116H26V113ZM60 112V113H59ZM98 112V111H97ZM113 112L115 113V115H113ZM133 112V113H132ZM174 112V113H175ZM239 112H243V110H240ZM30 113H34V116H31L30 115ZM36 113H38L37 115H36ZM40 113V114H39ZM48 113V114H47ZM72 113V112H71ZM15 114V115H14ZM51 114V115H50ZM98 114V113H97ZM117 114V115H116ZM125 114V115H124ZM231 114V113H230ZM25 115V116H24ZM39 115V117H37ZM53 115V116H52ZM128 115H130V116H128ZM227 115V114H226ZM233 115H236V116H238V115H240V114H237V113H234V114H232V116L231 115H229L228 114V117H227V119L228 120H226L227 122L226 123H224V124H222V125H219V126H217L216 128H212L211 130L210 129H208V130H206V131H203V132H205L204 134V136L205 137H207V134L206 133H208V137H210L209 135H211V137H217L218 139H219V137L217 136L218 135V133L217 132H220V131H225V133H228V134H231V133H239V132H241L242 130H243V128L246 126V124H247V122L246 121H237V118H233ZM17 116V117H16ZM31 116V117H30ZM44 116H45V118H44ZM74 116V115H73ZM72 115H71V120H73V117ZM81 116V117H80ZM155 115H153V117H154ZM25 117V118H24ZM30 117V118H29ZM33 117V118H32ZM54 117V118H53ZM60 117V116H59ZM75 117V116H74ZM83 117V118H82ZM230 117V118H229ZM11 118H13V120H11ZM19 118H20V120H19ZM36 118H37V120H36ZM42 118H43V120H42ZM52 118H53V120H52ZM74 120H75V118H74ZM74 120H73V122H74ZM86 120H87V117H86ZM86 120H84V123H83V121L81 120V121H79L81 124L83 123V126H85L84 124L85 123H87L86 124V126L90 123L88 120V122L86 121ZM229 120H230V123H229ZM10 121H11V123H14V124H12L11 126H13L14 125V127H10ZM39 121V122H38ZM78 121L76 122V120H75V122H76V128H74V125H75V122H74V125L73 124H71V125H69L70 127L73 125V128L74 129H70V130H73V133L72 134H75L76 133V130L77 131H79L80 130V132H79V134L78 133H76V135L78 134V135H80V134H84L85 132V128H82V125L80 124L79 126H78ZM38 122V123H37ZM22 123V124H21ZM231 123H233L234 124V126H231ZM35 124V125H34ZM39 124H41V125H39ZM45 124V125H44ZM91 124V123H90ZM9 125V126H8ZM37 126V127H36ZM41 126V127H40ZM69 127V128H70ZM78 127H81V129L79 128L78 129ZM91 129L92 128V126H87V129L89 130V128ZM223 127V128H222ZM7 128H9V130L7 129ZM35 128V129H34ZM39 130H38V129ZM43 128V129H42ZM47 128V129H46ZM207 128V127H206ZM205 128V129H206ZM93 130L91 131V130H89V131H91L90 133H92V132H94L93 134H95V132L98 134H100V138H101V140H103L105 143H104V145L105 144H111L112 142H113V145L114 146H118V147H120L119 149H121L122 148V150H123V152H129V153H131L130 151L132 150V148H137L138 146H142V138H139V137H134V136H132V135H122V137H118V136H115V134H113V133H108V132H103L102 133V131H100V129L99 128H95L94 129V127L92 128ZM204 129V130H205ZM222 129H224V130H222ZM34 130V131H33ZM83 132H82V131ZM88 130H87V132H88ZM4 131H8V132H4ZM13 131V132H12ZM19 131V132H18ZM25 131V132H24ZM41 132V134H40V132ZM98 131V132H97ZM16 132V133H15ZM36 132V133H35ZM39 132V133H38ZM72 132V131H71ZM86 132V133H87ZM203 132H200V134L202 133V135H203ZM34 135H33V134ZM86 133H85V135H86ZM216 133V134H215ZM9 134L10 135H12L13 134V137H11V136H9ZM14 134L16 135V136H14ZM30 134V135H29ZM37 134V135H36ZM39 134V135H38ZM87 134H89V133H87ZM170 133H168V134H166L167 136L169 135ZM214 134V135H213ZM32 135H33V137H34V139H33V137H32ZM164 135V134H163ZM165 135V136H166ZM28 137V138H27ZM31 137V138H30ZM225 137V141H224V139H219V140H221V141H219V140H217V138H215L216 140H215V142L214 141H212L213 142V144H212V142H208V143H206L207 145H211V146H209L210 147V150L209 151H211L214 147L216 148V149H218L217 150V152H218V154L216 155V154H213V153H209V152H207L208 153V155H212V157H211V155H210V157H211V159H209V163L211 162V161H214L215 159H213V157H216V156H218L219 154H220V156L223 154H225L226 152L228 153V151H230V152H232V153H236L237 155H239L242 151V149H240L241 147H242V145H241V147H240V145L239 146H237L236 148H238V151H233V148L232 147H235L236 145H238V143L236 142V144L234 145V143H233V145H231L232 143H231V141H230V139H228V137L225 135L224 136ZM8 138V139H7ZM11 138V139H10ZM24 138V139H23ZM26 138H27V140H26ZM41 138H43V137H41ZM45 138V137H44ZM20 139H22L21 141H20ZM32 139V140H31ZM4 141V142H3ZM26 141V142H25ZM120 141V142H119ZM144 141V140H143ZM3 142V143H2ZM22 143V144H23ZM30 143H27V146L28 145H31ZM115 143V144H114ZM121 143V144H120ZM161 143V142H160ZM160 143H159V146H157L155 149H151L150 150V152L149 151H147V154H152V153H157V152H159V151H161L163 148H166V147H168L167 145H166V147H164L165 145L164 144H162V146L163 147H161L160 146ZM163 143V142H162ZM165 143V142H164ZM219 143V144H218ZM223 143V144H222ZM23 144V145H24ZM75 144V143H74ZM73 144V145H74ZM116 144H118V145H116ZM220 144H222V145H220ZM240 144V143H239ZM38 145H40V144H38ZM225 145V146H224ZM228 145H230V146H228ZM25 146V145H24ZM41 146V145H40ZM75 146V145H74ZM74 146H73V148H74ZM80 146L81 147H84V146H82V144L81 145H77V146H75V147H77V148H80ZM133 146V147H132ZM222 146V147H221ZM224 146V147H223ZM226 146H228L229 148H231V149H225V147ZM232 146V147H231ZM128 147H131V150L130 151H128ZM169 147H172V146H169ZM240 147V148H239ZM25 148H27L26 146H25ZM24 148V149H25ZM28 148L30 149V146H28ZM72 148V149H73ZM77 148L74 150L73 149V154H75L74 152H76L77 151ZM126 148H127V150H126ZM141 147H138V150L140 149ZM204 148L205 149H203L202 150V153H203V151H205L206 152V150H208L207 149V146L205 145L204 146ZM212 148V149H211ZM214 148V152H215V149ZM220 148V149H219ZM2 149V150H1ZM83 150L85 149V152H86V148H82ZM134 149V150H135ZM26 150V149H25ZM23 151L24 153H26L27 151ZM79 150V149H78ZM88 150V149H87ZM122 150H120V151H122ZM126 150V151H125ZM137 150V149H136ZM137 150V151H138ZM223 151V150H226V151H223V152H225V153H222L221 151ZM80 151V153L81 152H83V153H85L84 151H82L81 149L79 150ZM89 151V150H88ZM86 152V153H89L90 155L91 154H93L94 155V157H95V155H96V153H94V152ZM212 151V152H213ZM3 152V151H2ZM149 152V153H148ZM201 151H199V153H200ZM204 152V154H207V153H205ZM217 152H215V153H217ZM220 152V153H219ZM78 153L79 152H76V154H75V156L77 155V157L80 155V157H81V154H79L78 155ZM82 153V154H83ZM226 153V154H227ZM23 153H21L20 152V155H22ZM128 154V153H127ZM191 154V153H190ZM130 155V154H129ZM192 155V154H191ZM190 155V156H191ZM197 155L199 156V154L197 153ZM216 155V156H215ZM18 157H19V154L17 155ZM23 156V155H22ZM193 156V155H192ZM192 156L191 157H189V159L191 158V159H195V157H197L198 158V156H196V154L194 155L195 157H193L192 158ZM220 156H219V158H220ZM24 157L26 158L27 157V155H25L24 154V156H23V159H24ZM17 158V157H16ZM98 158V157H97ZM19 159H22V158H20L19 157ZM22 159V160H23ZM79 160V159H78ZM80 161V160H79ZM206 163V162H205ZM228 168H230V167H228ZM231 168H233V167H231ZM230 168V169H231ZM215 169H214V167H212V169H210V171H214ZM233 170V169H232ZM232 170H229L228 169V171H230V173H232ZM209 171V172H210ZM232 175V174H231ZM255 176H258V175H254L252 178L251 177H247V176H241V177H237V178H235L234 180H231L230 178L228 179V181H226V184L227 185H230V186H232V187H236V189L234 188V190H232L233 188H231V191H233L232 193H231V191L228 193V194H230L229 195V197L230 196H235V197H239V199H237V200H235V201H233L234 203H227V202H223V203H218L216 206H215V208H213V209H211L210 211H209V213L211 214V216L212 217H215V216H217V215H221L222 213H224V214H229L228 216H229V218L231 219H235V218H238V219H243L244 220V223L245 224H251V225H254V224H260V225H264V177H263V179H262V177L260 178V177H256L255 178ZM254 179V181L255 182H253L252 180ZM256 179L258 180L257 181V183H260V184H257L256 183ZM252 181V182H251ZM252 184H251V183ZM6 181H3L1 178H0V190H3L2 192H4L5 191V188H3L2 186H5L6 184ZM253 184H255V185H257V187L259 186V187H261V189H260V191H258V193L256 194V195H254L253 197H250V196H248L249 195V193H248V195L247 196H245L247 193H246V190H247V192L248 191H251V190H253L256 186H254ZM225 184L224 183H221V185H220V187L222 188V186H224ZM251 185H253L254 186V188L251 186ZM248 187V188H247ZM249 188H252V189H249ZM239 189H241V190H239ZM8 190V189H7ZM238 190H239V192H238ZM18 191H20V190H18L17 189V191H15L12 195H7V197H5V198H7V200H8V202H10L11 204H13V202H12V200H14V199H16V197L14 198L13 196H17V197H19L20 198V192H18ZM19 193L18 195L16 194V193ZM9 193H10V191H9ZM8 193V194H9ZM243 193V194H242ZM246 193V194H245ZM15 194V195H14ZM223 193H221L220 194V196L222 195ZM238 194V195H237ZM240 194V195H239ZM241 194H242V196H241ZM245 194V195H244ZM222 197V196H221ZM241 197V198H240ZM4 198V199H5ZM243 199H244V201H243ZM239 201H243L242 202V205H237L236 204V202L238 203ZM243 207V208H242ZM240 208V209H239ZM244 211H243V210ZM240 212L241 210L243 211V212H240L241 213V215L239 216V212ZM66 211V209L62 212V213H64ZM237 211V212H236ZM235 213V214H234ZM231 214H232V216H231ZM236 214H238V215H236ZM62 217L63 216H65V214H60ZM10 215H8V216H6L3 220H2V225L0 226V264H10V262H12V264L13 263H17V264H53V263H55V264H63L64 262H65V259H64V257L67 255V250H66V248H68L69 247V244L67 243L68 242V239H66V237H67V235H66V233H68V230H67V232H65L66 231V229L67 228H64V223H66L67 221H65L64 222V220L66 219L65 217H64V220H62V218L61 219H59V217H58V219L56 220V221H54V219H50V220H48L47 219V217H46V221L44 222L43 220H42V222L40 221V220H38L37 221V219H33V220H31V221H28L27 219H25L24 217H22V215H19V216H17L16 218H14V216H11V217H9ZM24 216V215H23ZM239 216V217H238ZM18 217H19V219H18ZM20 217H22V219H20ZM13 219V220H12ZM53 220V221H52ZM63 221V222H60V221ZM49 221V222H48ZM60 223H63V224H61V225H63L62 227H61V225H59L58 223L59 222ZM46 222H48L47 224H46ZM51 222V223H50ZM53 222V223H52ZM55 222H57V224L55 223ZM40 223V224H39ZM41 223H45V224H43V226L46 228V227H50L51 228V230H50V233L48 234V236L47 235H45V232H46V230H45V232L44 231H41V230H43V229H45L44 227H41ZM49 224V225H48ZM53 224V225H52ZM48 225V226H47ZM60 226V228H64L65 229V231H63V234H61L60 232H62V230H60V232H59V229H58V231H57V226ZM55 226V227H54ZM65 226H66V224H65ZM49 228V229H50ZM53 228V229H52ZM178 228H180V227H178ZM63 229V230H64ZM85 229V228H84ZM89 229V232L90 233H88V230ZM55 230V231H54ZM178 230H180L179 231V236L177 237V239L179 238L180 239V243H181V248H182V255H184V256H188L191 260H192V264H205V261L206 260H208L209 259V257H207V256H203V257H192L193 256V251H195L196 249H197V247H199V245L200 244H202L203 243V241H205L206 239H207V237L208 236H210V235H214L216 232H217V229H207V228H201L200 226H193V227H187V228H184V229H182V228H180V229H178ZM41 231V232H40ZM56 231L57 232H59V233H56ZM84 231V230H83ZM51 232H54V234L53 233H51ZM87 232V233H86ZM84 233H85V235H87V234H89L88 235V237L90 236V234H91V231H90V228L88 227V228H86V230L84 231ZM51 234V235H50ZM56 234H58V236L56 235ZM44 235V236H43ZM59 235H62L63 237H65V238H63L62 236V238H63V240H62V238L59 236ZM52 236V237H51ZM55 236H57V237H59V238H61L60 240H58V238L57 237H55ZM44 237H46V239L44 240ZM53 237L54 238H56L55 239V241H58V242H55L54 241V239H53ZM91 237V236H90ZM93 237H95V236H93ZM181 237V238H180ZM43 240H42V239ZM50 238H52V239H50ZM50 239V240H49ZM65 239V240H64ZM178 239V240H179ZM51 241V242H50ZM52 241H54L53 243H52ZM61 241V242H60ZM64 242H66V243H64ZM55 243V244H54ZM61 244V245H60ZM51 245L53 246V247H51ZM56 245V246H55ZM58 245V246H57ZM63 246V247H62ZM68 246V247H67ZM61 247V248H60ZM66 247V248H65ZM63 248H65V249H63ZM62 251H60V250ZM40 250V251H39ZM42 250H44V253H41V255L43 254V257H38L39 255H40V253L39 252H41ZM54 250V251H53ZM66 250V252H64ZM37 251H38V253H37ZM56 251V252H55ZM37 253V255L38 256H34L35 254L34 253ZM46 252V253H45ZM48 252V253H47ZM51 252V253H50ZM54 252V253H53ZM207 252H209V251H207ZM206 252V253H207ZM55 253H57V254H55ZM50 254V255H49ZM53 254V255H52ZM65 254V255H64ZM234 256H237V257H239L240 259H242L243 260V264H264V232H261V231H256V233H254L253 235H252V237L249 239V240H247V241H245V242H242L239 246H237L235 249H234V251H233V253H232ZM242 254H244V255H247V256H249V257H240ZM56 255V256H55ZM47 256V257H46ZM51 256V257H50ZM60 256V257H59ZM54 258V259H53ZM66 258V257H65ZM52 259V260H51ZM96 260H98V257H96ZM54 261V262H53ZM60 261V262H59ZM61 261H62V263H61ZM48 262V263H47ZM51 262H53V263H51ZM94 258H93V260H92V264H95L96 263V261L94 262ZM15 263V264H16ZM64 264H67L66 262L64 263ZM213 264H216L215 262H213Z\"/></svg>",
  "mask_w": 264,
  "mask_h": 264
},
{
  "label": "clouds",
  "instance_id": "3",
  "mask_svg": "<svg viewBox=\"0 0 264 264\" xmlns=\"http://www.w3.org/2000/svg\"><path fill=\"white\" fill-rule=\"evenodd\" d=\"M37 9H50L54 0H25ZM43 19V14L41 13ZM57 21L50 18L42 24L53 30ZM0 28V57H10L14 65L25 56L4 43ZM65 48L76 47L71 31L65 33ZM7 67L0 69L6 71ZM10 81L0 76V90ZM227 116H208L206 127L216 128L226 122ZM93 154H81L71 177L65 179L57 193L61 205L72 207L65 211L70 232L77 230L82 213L90 231L100 243V251L109 264H192L182 255L181 243L175 232L182 221L196 208L197 198L208 182L212 165L202 167L208 157L200 153L197 159L185 158L180 146L163 148L157 153L142 151L131 153L125 167L107 172L98 178L96 168L89 160ZM163 241L158 247L157 242ZM209 252L216 253L209 246ZM205 264H213L211 257ZM218 264H243L231 253L219 256Z\"/></svg>",
  "mask_w": 264,
  "mask_h": 264
},
{
  "label": "built area",
  "instance_id": "4",
  "mask_svg": "<svg viewBox=\"0 0 264 264\" xmlns=\"http://www.w3.org/2000/svg\"><path fill=\"white\" fill-rule=\"evenodd\" d=\"M68 5V4H67ZM72 7V6H71ZM61 11V10H60ZM18 32V31H17ZM24 41V40H23Z\"/></svg>",
  "mask_w": 264,
  "mask_h": 264
}]
</instances>
